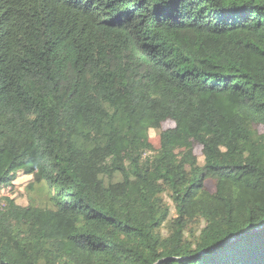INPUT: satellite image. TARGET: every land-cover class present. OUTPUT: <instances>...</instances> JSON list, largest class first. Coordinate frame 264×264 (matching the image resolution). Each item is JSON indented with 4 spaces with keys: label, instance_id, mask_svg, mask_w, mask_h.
Listing matches in <instances>:
<instances>
[{
    "label": "trees",
    "instance_id": "16d2710c",
    "mask_svg": "<svg viewBox=\"0 0 264 264\" xmlns=\"http://www.w3.org/2000/svg\"><path fill=\"white\" fill-rule=\"evenodd\" d=\"M263 224L264 0H0V264H264Z\"/></svg>",
    "mask_w": 264,
    "mask_h": 264
},
{
    "label": "rangeland",
    "instance_id": "374dc122",
    "mask_svg": "<svg viewBox=\"0 0 264 264\" xmlns=\"http://www.w3.org/2000/svg\"><path fill=\"white\" fill-rule=\"evenodd\" d=\"M174 127L173 122H167L163 125L164 129L172 128ZM149 139L150 142L153 144V146L157 149L160 146V137H159V132L158 131H150L149 133ZM195 153L197 157L199 158L200 161H202V152L200 147H196ZM31 178L30 177H24L21 176L20 178L17 179L15 182V187L13 189L11 188H4L1 191L2 195H7V196H12L13 198L16 199V201L20 205H27V200L29 193L27 192V185L30 183ZM206 192L203 193L202 196L209 195L215 191V184L211 181L207 182L206 184Z\"/></svg>",
    "mask_w": 264,
    "mask_h": 264
},
{
    "label": "water",
    "instance_id": "95a60500",
    "mask_svg": "<svg viewBox=\"0 0 264 264\" xmlns=\"http://www.w3.org/2000/svg\"><path fill=\"white\" fill-rule=\"evenodd\" d=\"M253 232L264 233V224L260 226L259 228L255 229ZM228 246L229 245L225 246L224 248H227Z\"/></svg>",
    "mask_w": 264,
    "mask_h": 264
}]
</instances>
